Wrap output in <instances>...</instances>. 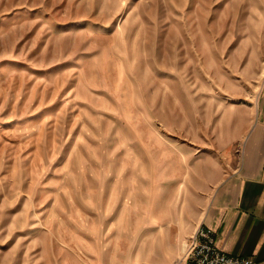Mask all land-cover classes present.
<instances>
[{
  "label": "rangeland",
  "instance_id": "1",
  "mask_svg": "<svg viewBox=\"0 0 264 264\" xmlns=\"http://www.w3.org/2000/svg\"><path fill=\"white\" fill-rule=\"evenodd\" d=\"M263 69L264 0H0V264H179Z\"/></svg>",
  "mask_w": 264,
  "mask_h": 264
},
{
  "label": "crops",
  "instance_id": "2",
  "mask_svg": "<svg viewBox=\"0 0 264 264\" xmlns=\"http://www.w3.org/2000/svg\"><path fill=\"white\" fill-rule=\"evenodd\" d=\"M214 170V179L210 173L201 182L207 200L201 215L192 216L197 219L194 230L198 226L210 228L227 255L264 264V91L235 157L227 168L222 164ZM153 246L145 249L147 258L152 257L155 264H170L171 257L166 263L165 253Z\"/></svg>",
  "mask_w": 264,
  "mask_h": 264
},
{
  "label": "built area",
  "instance_id": "3",
  "mask_svg": "<svg viewBox=\"0 0 264 264\" xmlns=\"http://www.w3.org/2000/svg\"><path fill=\"white\" fill-rule=\"evenodd\" d=\"M183 261L184 264H253L248 258L227 255L217 245L212 230L203 226L190 235Z\"/></svg>",
  "mask_w": 264,
  "mask_h": 264
},
{
  "label": "bare ground",
  "instance_id": "4",
  "mask_svg": "<svg viewBox=\"0 0 264 264\" xmlns=\"http://www.w3.org/2000/svg\"><path fill=\"white\" fill-rule=\"evenodd\" d=\"M263 71H264V69H263Z\"/></svg>",
  "mask_w": 264,
  "mask_h": 264
}]
</instances>
